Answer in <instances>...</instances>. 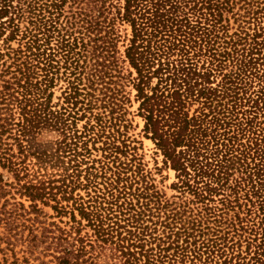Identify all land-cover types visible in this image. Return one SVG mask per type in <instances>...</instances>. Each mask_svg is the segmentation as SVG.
<instances>
[{
  "label": "trees",
  "instance_id": "16d2710c",
  "mask_svg": "<svg viewBox=\"0 0 264 264\" xmlns=\"http://www.w3.org/2000/svg\"><path fill=\"white\" fill-rule=\"evenodd\" d=\"M118 23L131 28L121 60ZM123 79L181 203L162 199L122 140ZM44 121L60 135L58 171L39 176L9 147ZM100 141L105 160L83 169ZM0 166L16 181L0 174V197L13 187L31 211L70 217V229L44 227L55 264H96L95 242L125 264H264V0H0ZM246 222L261 236L248 263Z\"/></svg>",
  "mask_w": 264,
  "mask_h": 264
},
{
  "label": "rangeland",
  "instance_id": "374dc122",
  "mask_svg": "<svg viewBox=\"0 0 264 264\" xmlns=\"http://www.w3.org/2000/svg\"><path fill=\"white\" fill-rule=\"evenodd\" d=\"M242 4L239 3L234 8V13L238 12ZM239 11L241 14L244 13L242 9ZM229 17L231 18L230 31L233 33L238 27V22L235 21V18H232L231 13ZM116 35L118 36L116 44L117 56L121 60L124 59V49L131 36L130 26L118 23L116 25ZM13 45L15 47L18 46L16 42H13ZM122 66L124 69L123 74L129 77L130 71L133 70L125 63ZM133 73L136 75L134 71ZM127 80L123 79L119 84V88L124 96V117L122 122L124 136L122 140L125 139L127 144L131 146L129 148V154H133L136 158V163L140 164L142 169H144L149 182L153 185L155 191L160 194L162 199L169 201V203H181L185 199L180 198V191L176 188V184L178 183L177 173L164 165L162 153L144 133L145 121L139 114V102L136 99V90ZM65 85L64 79L58 80L51 89L53 92L51 99L53 106L58 107V105L62 104ZM96 93L99 95V91H96ZM87 123V118H83L77 121V126L80 130H83V127ZM21 140L26 147H9L11 153L14 155L15 161L28 165L32 173L38 174L39 176L45 174L55 175V172L57 173L58 170L55 166V161L59 148L58 142L60 141V135L50 123L44 121L28 126ZM103 146V141L95 145H93V142H90L87 149L91 154L87 155L86 160L89 164L83 165V169L90 166L92 161H95L97 167L100 166L99 162L104 161V156L108 154V152H104L106 147ZM0 174L4 175V179L8 180V183L15 185L14 175L4 170L1 166ZM7 190H10V192L0 197V264H55L52 255L53 248H48L50 242H44V227L49 228V223L55 222L57 226L63 229H70V217L64 216L60 218L51 207L42 205L40 206L42 212L31 211V203L27 198L21 196L20 192L13 187H8ZM78 191L83 195L85 194L84 190ZM235 211H231L229 217H232ZM240 212L241 217H247L245 211ZM252 215L253 217L255 216V214ZM247 222L243 224L244 227L246 229L251 228V224L247 226ZM87 231H83L82 234L84 235ZM89 231V235H91L92 232L91 230ZM246 231L248 232L239 231L236 239L239 237L242 238L238 252L241 253L242 257L247 258L246 263H248L254 256L255 247L260 242L258 239L261 236H257V241L254 242L255 235L250 236L251 231L249 229ZM161 233L162 229L158 234L161 235ZM90 252L96 264H125L124 258L121 257L115 245L95 242ZM238 252L236 251L235 255ZM262 259L264 260V257ZM238 263L239 261H234V264ZM253 263L254 260L250 262V264Z\"/></svg>",
  "mask_w": 264,
  "mask_h": 264
}]
</instances>
